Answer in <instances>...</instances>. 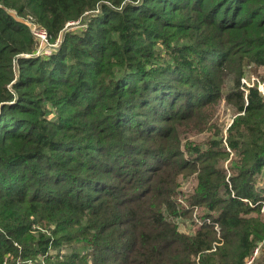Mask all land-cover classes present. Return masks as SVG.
Segmentation results:
<instances>
[{"label": "trees", "instance_id": "trees-1", "mask_svg": "<svg viewBox=\"0 0 264 264\" xmlns=\"http://www.w3.org/2000/svg\"><path fill=\"white\" fill-rule=\"evenodd\" d=\"M249 61L264 65V0H0V264H246L264 240ZM223 96L226 139H187Z\"/></svg>", "mask_w": 264, "mask_h": 264}, {"label": "rangeland", "instance_id": "rangeland-1", "mask_svg": "<svg viewBox=\"0 0 264 264\" xmlns=\"http://www.w3.org/2000/svg\"><path fill=\"white\" fill-rule=\"evenodd\" d=\"M9 10L14 12L15 14V11L13 9H9ZM29 16L30 14H27L23 16L21 19H23L26 23H28V25H30L32 28L33 27L32 22L28 20ZM237 114L238 111L236 110L235 106L227 102V99L225 98V96H223L220 99L214 111L213 121L216 125V128L201 133H188L186 138L194 140L196 143L203 144L207 142L209 139H212L213 137L217 136L216 133L220 131L218 137H221L224 140L226 139L228 135V129ZM217 129L218 132H216ZM223 146L227 150L228 155L220 160V164L226 170L227 174L230 175L233 171L231 167L234 164V161L238 158V154L237 152L230 149L226 145V143L223 144ZM180 181H181V191H182L181 197L183 198L187 197L189 194H191L194 191V188L196 187L198 182L196 175L182 176ZM257 181L259 186L264 187V170L260 174H258ZM261 211H262V215L264 216V208H262ZM206 212H207L206 210H197V213L194 212L193 213L194 216L191 219L179 217V218H174V220L179 224L181 230L186 232H191V230L193 229L195 230L196 226L200 224V221L203 220V218L201 217ZM252 214H255V212H253ZM257 246L260 247V252L258 257H256L255 261L253 262V264H264V240H262ZM64 252H67V249L64 248L63 253Z\"/></svg>", "mask_w": 264, "mask_h": 264}, {"label": "built area", "instance_id": "built-area-1", "mask_svg": "<svg viewBox=\"0 0 264 264\" xmlns=\"http://www.w3.org/2000/svg\"><path fill=\"white\" fill-rule=\"evenodd\" d=\"M15 13L17 12L15 11ZM28 20L31 21L33 25L32 28L30 25L29 26L35 38L37 39L38 53L49 50L52 45H55L50 41L48 31L44 26L40 25L32 15L29 16ZM240 88L244 92V96L246 99L251 88H256L259 91L260 95L264 98V65H259L252 61L246 63L244 65V71L240 79ZM259 252L260 247L256 246L252 253L248 257H246V264H253L256 257H258Z\"/></svg>", "mask_w": 264, "mask_h": 264}]
</instances>
